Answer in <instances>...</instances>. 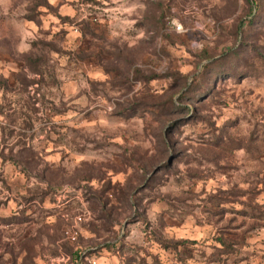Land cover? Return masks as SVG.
<instances>
[{
	"label": "rangeland",
	"instance_id": "obj_1",
	"mask_svg": "<svg viewBox=\"0 0 264 264\" xmlns=\"http://www.w3.org/2000/svg\"><path fill=\"white\" fill-rule=\"evenodd\" d=\"M88 260L264 264V0H0V264Z\"/></svg>",
	"mask_w": 264,
	"mask_h": 264
},
{
	"label": "built area",
	"instance_id": "obj_2",
	"mask_svg": "<svg viewBox=\"0 0 264 264\" xmlns=\"http://www.w3.org/2000/svg\"><path fill=\"white\" fill-rule=\"evenodd\" d=\"M175 26H176L177 30H181V26L180 25H176L175 24ZM88 262H89V264H97L96 260H88Z\"/></svg>",
	"mask_w": 264,
	"mask_h": 264
},
{
	"label": "trees",
	"instance_id": "obj_3",
	"mask_svg": "<svg viewBox=\"0 0 264 264\" xmlns=\"http://www.w3.org/2000/svg\"><path fill=\"white\" fill-rule=\"evenodd\" d=\"M215 65H220L221 66L222 64H215Z\"/></svg>",
	"mask_w": 264,
	"mask_h": 264
},
{
	"label": "crops",
	"instance_id": "obj_4",
	"mask_svg": "<svg viewBox=\"0 0 264 264\" xmlns=\"http://www.w3.org/2000/svg\"><path fill=\"white\" fill-rule=\"evenodd\" d=\"M96 262H97V260H96ZM97 264H98V262H97Z\"/></svg>",
	"mask_w": 264,
	"mask_h": 264
}]
</instances>
